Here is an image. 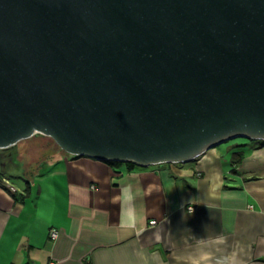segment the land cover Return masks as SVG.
Masks as SVG:
<instances>
[{"label": "water", "instance_id": "water-1", "mask_svg": "<svg viewBox=\"0 0 264 264\" xmlns=\"http://www.w3.org/2000/svg\"><path fill=\"white\" fill-rule=\"evenodd\" d=\"M148 168L264 142V0H0V150Z\"/></svg>", "mask_w": 264, "mask_h": 264}, {"label": "crops", "instance_id": "crops-1", "mask_svg": "<svg viewBox=\"0 0 264 264\" xmlns=\"http://www.w3.org/2000/svg\"><path fill=\"white\" fill-rule=\"evenodd\" d=\"M246 142L133 171L65 156L22 183L0 164V264H264V142Z\"/></svg>", "mask_w": 264, "mask_h": 264}, {"label": "rangeland", "instance_id": "rangeland-1", "mask_svg": "<svg viewBox=\"0 0 264 264\" xmlns=\"http://www.w3.org/2000/svg\"><path fill=\"white\" fill-rule=\"evenodd\" d=\"M40 136V135H36ZM38 138H32L31 140L24 141L20 144H18L15 148H10L11 150H0V164L6 165L7 167H11V170L8 171V176H14L17 178L16 181H19L18 177L22 178H29L30 172L33 171L32 163L39 164V161L43 160L45 155H51L53 151H56L57 147L56 145L49 141L48 139L43 138V146L46 147L43 151L39 149V146H41V142L39 143ZM244 142H246V139H237L233 140L231 142H228L226 144L221 145V148H228L231 146L241 145ZM247 143V142H246ZM13 153L15 159L13 160V163L15 166L10 165L11 162L8 161V157L12 155L11 158H13ZM1 166V165H0ZM2 167V166H1ZM0 167V171L2 170V167ZM32 168V169H31ZM10 169V168H9ZM21 173V175H20ZM24 174V175H22ZM28 174V175H27ZM32 179V178H31ZM2 182L4 183V186L11 191L13 194L17 193L18 190L15 188L14 185H11L8 180L5 178L2 179ZM22 183V181H19Z\"/></svg>", "mask_w": 264, "mask_h": 264}, {"label": "trees", "instance_id": "trees-1", "mask_svg": "<svg viewBox=\"0 0 264 264\" xmlns=\"http://www.w3.org/2000/svg\"><path fill=\"white\" fill-rule=\"evenodd\" d=\"M33 138H38V139H41V140H39V143L41 142V146H39V149L41 150V151H43L46 147H44L42 144H43V138H45V139H48L49 141H51V142H53L54 144H55V142L52 140V139H50V138H48V137H44V136H35V137H33ZM32 139V138H31ZM31 139H29V140H31ZM25 141H28V140H25ZM22 142H24V141H22ZM22 142H20V143H22ZM19 143V144H20ZM18 145V144H17ZM16 145V146H17ZM56 145V144H55ZM16 146H14V147H11V149L12 148H15ZM56 147H57V149H56V151H53L52 152V154L51 155H45L43 158V160H41V162L39 161V164H34V163H32V167H33V171H31L30 172V176H29V178L31 179V178H33L34 177V175H36L37 173H40L41 172V170H43V169H46V168H48V167H50V166H52V165H54V164H56L57 162H59L60 160H62V159H64V157L65 156H70V155H68V154H66L64 151H62L57 145H56ZM10 148L9 149H7V150H11ZM236 155H239L240 153H235ZM12 157V155L11 156H9L8 157V161H10L11 163H13V160L15 159V157H14V153H13V158H11ZM72 158H75V159H77V158H81V157H74V156H71ZM16 160V159H15ZM106 163H108V164H110V165H112V166H115L116 168H120V167H122V166H124L128 171H133V170H135V169H138V170H142V169H144V168H142V167H138V166H136L135 164H133V163H125V164H123V163H118V162H106ZM240 163V160H238L237 162H236V164H239ZM2 165V164H1ZM32 169V168H31ZM28 175V174H27Z\"/></svg>", "mask_w": 264, "mask_h": 264}, {"label": "built area", "instance_id": "built-area-1", "mask_svg": "<svg viewBox=\"0 0 264 264\" xmlns=\"http://www.w3.org/2000/svg\"><path fill=\"white\" fill-rule=\"evenodd\" d=\"M123 174L124 173H121V175H123ZM190 211H193V210L190 209ZM156 224H157V222H155V221L150 223L151 226H154ZM58 235H59V233H58V231L56 229H51L50 232H49V237H50L51 240H56L58 238ZM49 264H58V262L51 261V262H49Z\"/></svg>", "mask_w": 264, "mask_h": 264}, {"label": "clouds", "instance_id": "clouds-1", "mask_svg": "<svg viewBox=\"0 0 264 264\" xmlns=\"http://www.w3.org/2000/svg\"><path fill=\"white\" fill-rule=\"evenodd\" d=\"M122 192H123V194L126 196V199H127V200H131V199L133 198L132 195L129 194V190H128V188L123 189Z\"/></svg>", "mask_w": 264, "mask_h": 264}]
</instances>
